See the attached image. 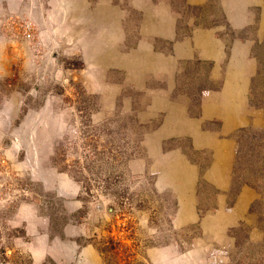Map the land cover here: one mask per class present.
<instances>
[{
	"label": "rangeland",
	"instance_id": "1",
	"mask_svg": "<svg viewBox=\"0 0 264 264\" xmlns=\"http://www.w3.org/2000/svg\"><path fill=\"white\" fill-rule=\"evenodd\" d=\"M142 1L0 0V264H264V247L249 245L264 236V178L257 165L251 164V183L245 184L257 194L246 218L224 233L207 231L203 215L219 206L221 193L201 180L208 153L194 151L189 141L160 145L147 139L161 122L160 115L150 117L149 95L131 86L119 89L116 71L106 85L101 69L90 68L88 61L102 55L108 40L95 18L97 5L135 15L125 19L123 43L133 47L141 38L133 11ZM174 5L182 9L183 0ZM220 6L213 0L205 16ZM239 33L229 30L226 38ZM254 51L260 72L251 102L263 106L264 40ZM211 65L182 64L178 91L189 114L219 85L210 77ZM177 144L200 164L196 222L185 223L174 188L179 184L163 188L160 181V167L180 171L171 168L177 156L162 152ZM172 178L181 180L180 174L165 180ZM240 185L232 173L227 205ZM253 227L260 240L251 239Z\"/></svg>",
	"mask_w": 264,
	"mask_h": 264
},
{
	"label": "crops",
	"instance_id": "2",
	"mask_svg": "<svg viewBox=\"0 0 264 264\" xmlns=\"http://www.w3.org/2000/svg\"><path fill=\"white\" fill-rule=\"evenodd\" d=\"M219 1V13L208 16L205 7L213 0H183L182 9L175 7L174 0L142 1V7H134L133 11L139 14L137 29L141 37L133 47H125L123 43L127 33L125 19H133L135 15L120 6L101 2L95 8V18L102 29H107L108 40L103 43L102 55L92 57L88 63L91 61L93 70L101 69L104 84H113L108 82H113L108 77L116 71L120 81L114 85L119 89L131 86L149 95L150 117L160 115L161 122L147 139L157 138L160 145L189 141L194 151L208 153L210 161L202 170L201 180L221 193H216L219 206L205 211L202 226L211 232L216 227L224 233L246 218L247 209L257 195L243 184L231 200L233 204L226 203L235 162L236 132L264 127V108L251 102L253 80L259 70L254 49L264 40V0ZM135 2L139 0H134V6ZM193 8L200 10L192 13ZM229 30L240 33L227 39ZM195 61L212 64L210 77L219 81V85L205 93L198 107L189 114L186 98L178 91V82L182 64ZM162 152L165 158L177 156L178 162H173L171 168L180 170L172 173L167 167H160L163 188L179 184L174 188L185 213V223L198 221L199 162L189 161L180 144ZM179 165L182 167L177 168ZM172 174H180L181 180H165ZM252 232L255 238L252 235L251 239L260 240L259 230L253 227Z\"/></svg>",
	"mask_w": 264,
	"mask_h": 264
},
{
	"label": "trees",
	"instance_id": "3",
	"mask_svg": "<svg viewBox=\"0 0 264 264\" xmlns=\"http://www.w3.org/2000/svg\"><path fill=\"white\" fill-rule=\"evenodd\" d=\"M263 43L257 45V46H262ZM203 62V61H198ZM206 65V63L204 64ZM259 72H260V68H259ZM259 75H257L258 77ZM258 105V104H255ZM261 107L264 108V103L263 106L260 105ZM251 129L248 128H242L239 129L236 132V137L239 140L238 141V146H237V155H236V165H237V170L235 169V171H233L234 176L237 177L240 180L241 185L243 184H250L251 181L249 180V176H250V166L252 163H255V165H257V167L259 169H257V176L264 178V129H262L261 131H252L251 134ZM257 132V133H256ZM249 151L250 152H255V156L254 158H252V161L255 160L254 162L251 161V156L249 157ZM251 153V154H252ZM249 159V160H248ZM240 185V186H241ZM257 203L259 202H254L253 203V210L251 209V211H254V206L258 205ZM56 213L55 212H51L50 214V219L52 221H54L56 219ZM54 225V224H53ZM242 241L241 240H237V242H235L234 247L239 248V250L242 247ZM249 245L251 246H259V247H264V236L262 241L260 242H249ZM264 259L261 258L260 261H263ZM55 264V263H52Z\"/></svg>",
	"mask_w": 264,
	"mask_h": 264
}]
</instances>
